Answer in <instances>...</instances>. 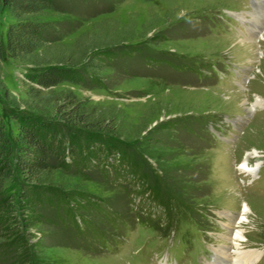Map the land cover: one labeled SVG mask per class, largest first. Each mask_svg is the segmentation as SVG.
<instances>
[{
	"label": "rangeland",
	"instance_id": "1",
	"mask_svg": "<svg viewBox=\"0 0 264 264\" xmlns=\"http://www.w3.org/2000/svg\"><path fill=\"white\" fill-rule=\"evenodd\" d=\"M252 10L248 0H54L44 18L63 32L56 54L70 49L75 59L79 39L82 51L125 52L97 73L102 85L62 82L36 105L51 116L54 93L73 94L92 117H104L99 131L121 141L129 157L111 156L82 174L56 170L55 186L72 197L41 206L35 225H17L25 254L0 226V264L25 257L30 264H211L214 250L230 244L229 222L245 201L252 210L242 247L259 254L252 264H264V104L253 106L264 101V37L246 46L232 17ZM9 21L0 10L2 33ZM38 53L11 59L5 52L0 61L8 90L0 115L11 137L13 115L41 111L27 94L28 75L51 55ZM244 162L258 163L256 177L242 173ZM15 184L7 183L6 195Z\"/></svg>",
	"mask_w": 264,
	"mask_h": 264
},
{
	"label": "trees",
	"instance_id": "2",
	"mask_svg": "<svg viewBox=\"0 0 264 264\" xmlns=\"http://www.w3.org/2000/svg\"><path fill=\"white\" fill-rule=\"evenodd\" d=\"M53 8L54 0H0V10L10 19L4 33L0 30V61L5 52L11 59H25L38 52L51 54L38 61L45 65L28 75L27 94L34 100L30 104L34 109H40L37 105L44 103L43 94H52L53 88L62 82L92 88L102 85L97 73L108 67L117 54L125 52L106 46L99 49L96 45L82 51L79 39L75 59L70 49H64L67 54H56L52 49L60 44L63 32L59 22L44 18L45 12ZM7 94L0 73V97L6 99ZM64 97L66 102L62 103ZM64 97L54 93L51 116L41 113L43 109L38 114L26 111L13 115L18 125L14 137L0 115V226L15 235L10 244L23 248V254L27 251L26 239L15 229L17 225H35L43 218L38 213L41 206L53 199L72 197L55 186L56 170L82 174L89 164L98 165L111 156L129 157L121 141L99 131L104 117H92L93 111H86V106L76 101L73 94ZM9 181L16 182L15 192L6 195ZM16 210L22 213V222L15 215ZM22 264H30L28 257Z\"/></svg>",
	"mask_w": 264,
	"mask_h": 264
},
{
	"label": "bare ground",
	"instance_id": "3",
	"mask_svg": "<svg viewBox=\"0 0 264 264\" xmlns=\"http://www.w3.org/2000/svg\"><path fill=\"white\" fill-rule=\"evenodd\" d=\"M237 16L238 18H240L241 21H244L245 23H249V26H247L249 30L247 31L248 32L247 36L242 34V37L240 38V40H243L244 42L246 40L247 41L246 46L251 45L252 47L253 37L257 35L264 37L263 36L264 9L254 8L249 13H242L241 15L237 14ZM248 61H250V59ZM263 104H264L263 98L258 97L255 100V104L253 106L257 107V106H262ZM254 155H256L255 152H254ZM258 166H259L258 163H256L255 166H252V165H249L248 162H244L242 164L241 170L243 172L246 171L248 173L254 174V172L256 171L255 169H258ZM251 210L252 209L249 208L248 204L245 201L239 218L235 220L234 222L230 220L229 222L230 232L228 235H226V238L228 239L227 242H229L230 244H228V246L222 245L214 250L216 255H215L214 261L211 264H252L258 258L259 254L257 252L253 250L250 251V249L245 248V246L242 247V244H243L242 238L245 237V235L243 233L241 225L244 224L248 220V214L251 212Z\"/></svg>",
	"mask_w": 264,
	"mask_h": 264
}]
</instances>
